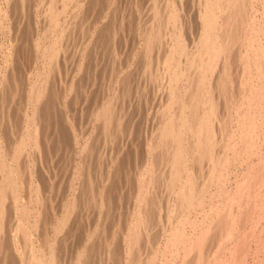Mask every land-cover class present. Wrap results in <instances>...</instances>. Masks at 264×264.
Segmentation results:
<instances>
[{
	"label": "bare ground",
	"instance_id": "6f19581e",
	"mask_svg": "<svg viewBox=\"0 0 264 264\" xmlns=\"http://www.w3.org/2000/svg\"><path fill=\"white\" fill-rule=\"evenodd\" d=\"M118 1L120 2V0ZM43 2L44 4L41 5V7L43 6L42 18L44 23L42 24L43 29L41 32L44 36L43 40L41 37L39 38V36L36 38V52L40 53L41 70H39V74L36 70V77L34 75L35 78L33 77V81L30 82V93L26 100L29 103V106L27 105L28 107L23 113L26 122H24L26 129L24 128L25 131L20 134L21 136L18 135V139L14 140L12 145L8 144L7 139L5 140L2 137L5 132H2L3 129L1 130V128H3V126L5 127V125L1 127L2 120L0 119V264H16L15 262H17V264H66V254L64 253V250L66 249L65 245L68 238L66 239L65 235L67 233L73 235L75 231V226H67L71 224L69 223L71 219L73 221L74 218L72 217H75L73 214H75L74 211L76 212V207L79 206L78 200L81 196L75 194L71 196L68 201H65L64 208L61 206L63 208L62 213L55 218L56 222L53 224V218L51 220L47 219V214L50 210L47 206L48 201H45L47 200V193H49L50 186L43 184L46 180L39 179L37 176L40 171L36 175L35 171L32 170L35 163L32 162L33 160L31 159V161L29 157L27 158L24 151H21L27 146L31 147L29 149H32V154L36 153L37 157L40 158V148L42 149L43 146L46 147L47 145H44L45 143L42 144L41 141L44 138L43 135L49 134H44V128L47 124L46 118L49 117L46 113H48L49 110L47 109L46 112V108H44L41 112L45 111L46 115H40V113L38 114V106H42L43 104L39 105L41 98L45 97L47 100L48 97H50L47 95L49 93L47 90V84L49 82L48 79H50L48 78V74L50 73L51 75L52 72L50 71L53 67H56L58 56L61 57L64 55V53L61 52L62 55L60 53L61 49L63 50V48H61L63 45L61 46L60 43L62 40L66 41L63 37L65 31L67 32V28L69 27L67 24L65 30L62 26L63 22L60 24V15L65 12L66 9L71 8L72 14L78 18L79 15L84 12L83 10H85L82 7H85L86 5V2H81V0H46ZM92 2L97 1L93 0ZM194 2L195 7H197L195 13L198 25L195 27L196 30L192 29L195 31L194 34L192 31V33L189 32L191 26L188 28L190 21L187 19L190 15L185 11L188 8V4H191L190 0H152L151 7L149 6L150 19L148 20V27L140 32V36L142 37L141 42H143L141 47H143L142 50L146 59L143 58L144 60H147V63L146 61H144V63L142 61L141 64H144L142 68L143 71H141V68L139 71L142 72L141 76L146 75L148 81L152 77V75L150 77L151 73H153V77H156L155 81H160L158 84L156 83L158 86L161 84L162 87L161 94L157 91L159 93L158 98H164L165 102L164 104L160 103L163 105H161V108L159 107L160 110H155L161 112L160 114L158 113V118L160 115L159 121L156 124L153 121L154 123L152 125H155L153 128H151V124L149 125L151 128L149 132L150 136L145 143L146 149L145 151L143 150L146 154H143V156L141 155V157H144V155L145 157L142 159V164L138 170L136 169L138 172L136 178L137 187H135L136 193L133 192L136 195H134L135 198L131 212H129L124 219L125 223H122L120 219H113V229H111L110 226L109 229H106L107 232H105L108 235L104 236L103 244L100 243L102 240V237L100 238L101 240L99 239L100 235L97 237L100 244H98L96 241L97 239L94 238V236H86L81 244H79V248L71 254L72 257L74 256L73 258L75 259L76 264H94L92 256H94L93 251L97 249V247H94L95 245L100 246L101 244L103 245V250L100 249L101 251H98V255H100L99 257L102 259L103 264H264V0H194ZM115 3L116 1L114 4ZM135 4L133 3V5ZM125 6L127 5L125 4ZM23 8H25L24 5ZM124 8V10H126V7ZM97 9L98 8L95 7L96 11ZM93 10L94 9H92V13L95 14V11L93 12ZM122 11L123 8L121 12H119L120 16H123L124 14ZM14 12V0H0V55H2L0 57V62L2 63H0V90H5L4 88L6 87L9 88L10 84H13L15 87V81L19 80L16 79L17 77L14 75L17 74L15 70V59L18 57L16 56L17 58H14L15 55H13L12 50L9 48L8 44H5L12 43L11 41L14 42L16 39H14V37H9V41H5V37H7L5 29L9 26L12 28L10 22L14 18L12 16ZM100 12L102 11L100 10ZM25 13H27V11ZM115 13L116 12H114V15L111 13L113 15L112 17L115 16ZM77 14L79 15L77 16ZM103 14L104 16L106 15L105 13ZM88 15L87 19H89ZM124 15L127 14L125 13ZM116 16H118V14H116ZM67 17L69 20V16L64 18L67 19ZM124 17L125 16H123V18ZM71 18L70 20L73 19ZM77 18L76 20L80 19V17ZM187 21L188 23H186ZM80 22L82 21L80 20ZM86 22L84 23L86 24ZM123 22L124 19L122 23ZM87 23L90 25L89 22ZM122 23L120 22L116 27L120 28V25H123ZM110 25H112V23ZM194 25H196V23ZM114 30H116L115 27H113L112 32H115ZM72 31L70 35L73 38ZM86 32H89L90 34L93 33L92 29L91 31L88 29ZM69 33L70 32L68 31L67 34ZM85 33L83 32V34ZM125 33H127V31ZM186 33H189L191 36L188 38ZM74 34L75 33H73V35ZM99 34L101 35L102 33ZM13 35L14 34H12V36ZM90 36L91 35H89V38ZM26 40L28 39L26 38ZM76 40L81 42V39ZM74 41L75 39H73V42ZM83 43L85 44V42ZM232 49L235 50V52L233 51V55ZM88 52L90 51L88 50ZM73 53L76 54L77 52ZM74 58L77 59V56H74ZM61 59L65 60L62 57ZM72 60L73 57L68 63L71 64L75 59ZM92 60L94 59L92 58ZM36 62L37 60L35 59V63ZM13 63L15 64L14 67ZM79 67L80 65L78 68ZM55 72H57V70ZM31 74L32 71H30L28 76ZM106 75H104V77H106ZM119 79L122 81L123 78ZM114 81L118 82V79ZM155 81L153 80V83ZM74 83L79 84L78 79ZM125 84L128 83L125 82ZM80 85L81 83L75 87H79ZM72 86L73 82L68 86L70 93H72L71 90L74 87ZM81 86H83V84ZM111 87L112 86H109L108 88L111 89ZM146 87L145 89H147ZM35 88L36 91L34 92ZM108 88L107 90H109ZM11 89L13 88L11 87ZM156 90L158 89L156 88ZM156 90H153V95ZM69 91L67 90L65 92ZM4 93H2V95H4ZM106 96H108V94L105 95L102 102L99 100L101 102L100 105L96 108L94 107L95 109L92 113V115L95 114L93 120L99 121L98 124L100 125L98 126H101L103 133H101V135H104L103 141H106L104 140L105 136L108 138L111 137L109 132L114 123L112 120L116 121L115 125L118 127L127 114L125 112L123 113L119 106H116L120 97L117 99L118 96L115 98L112 95L113 100H111V96L108 98H106ZM154 96L156 97V95ZM127 102L131 105L130 101ZM50 105L51 104L48 106ZM122 105L123 104L121 103L120 106ZM133 105H131V107ZM157 105L155 107H157ZM128 107L130 106L128 105ZM0 111L1 113L4 112V107L2 105L0 106ZM115 111H117V113ZM3 115L4 114L0 116ZM14 115L12 113V116ZM48 120L50 121V119ZM49 121L48 123H50ZM132 124L133 121H131L130 126H132ZM48 125L50 124L46 125L47 128ZM55 127L57 128V126ZM117 127L115 129H117ZM70 128L74 127H69V129ZM94 129L96 128L94 127ZM9 133L8 135L11 134ZM71 133L75 132L72 130ZM111 133H114V131L112 130ZM93 134L94 133H92V135ZM72 135L76 145L78 139L74 134ZM113 136L115 135L113 134L112 137ZM54 137L53 139H55ZM80 137L82 138V136ZM84 137L83 140L81 139L83 142L80 143L79 141L78 143L80 145L79 151L83 152V154H81L83 158L86 157L84 160L89 161V164H91L90 160L92 159H90V157L93 158L91 153L95 148L93 144H96V142L92 143V141H88V138L86 139V137L84 140ZM137 138L138 137H136V139ZM89 143H92V146ZM136 144L135 147H133L137 150L138 147ZM5 145H8L11 150L6 151L7 147ZM96 145L99 146V144ZM107 145H111V143ZM114 145L119 146L116 142ZM128 147L125 148L127 149ZM134 148L133 151L137 154V151H135ZM21 152L24 154V159L20 157L23 161H20V158L18 157L19 155H22ZM83 158L80 159L84 161ZM137 160H140V156ZM137 163H139V161H137ZM89 164H87V167L83 166V168L86 167V169H88ZM136 164L134 165L135 168ZM79 167L81 168V166ZM136 171L135 174L137 173ZM77 173L75 175H77ZM125 173L127 172L125 171ZM23 174L27 175V183L25 181V185L22 180L24 177L21 176ZM78 175L80 176V174ZM88 176H90V174L87 175V182L90 183L92 182V178L89 179ZM102 176L100 175V177ZM100 177L98 178V182L96 181L97 183L93 181V187H95L97 194L94 192L96 199L94 198L95 196L92 195L94 199L91 200L94 201V203L96 201L97 206L103 208L106 199L111 198L109 191H112L113 189L115 190V188H111L110 190L105 186L104 189V185L107 183L109 177ZM110 177L112 178V176ZM104 178L105 180H103ZM115 178H117L116 175ZM71 182L72 181L70 180V183ZM95 184L98 185L96 186ZM158 187L161 191L158 190ZM156 189L162 193L157 194L156 192L158 191H155ZM84 194L86 195V193ZM161 199L164 201L166 199L165 203H162V205L165 206L164 215L166 222L164 225L162 224L163 226L159 225L156 230V226H153L156 222L154 215L155 213L160 214L159 211L163 209H161ZM83 207L87 206L83 205ZM89 207L91 208L92 206ZM85 212L86 211L84 210V213ZM102 214L103 213L99 214V216ZM113 216L111 215L110 217ZM104 218H106V216ZM92 225L93 224H91V226ZM99 228L100 227L97 229ZM118 230H120V236H117L114 232ZM103 232L104 231L102 230V234ZM84 233L86 234V231ZM70 243H72V241ZM75 245L76 244L73 246ZM12 248L14 250V252H12L15 255L13 258H11V253H9V249L12 250ZM71 255H69L70 257H68V259L71 258ZM100 260H98V263Z\"/></svg>",
	"mask_w": 264,
	"mask_h": 264
},
{
	"label": "rangeland",
	"instance_id": "374dc122",
	"mask_svg": "<svg viewBox=\"0 0 264 264\" xmlns=\"http://www.w3.org/2000/svg\"><path fill=\"white\" fill-rule=\"evenodd\" d=\"M43 1L46 0H14V5H15V12L12 14V16L14 17L10 24H12V28H10V26L8 28H6L5 33L6 36L5 37V41L8 42L9 41V37H14V42L11 41L12 43H5L8 44L9 48L12 50L13 55H15L14 58L16 60V66H15V70L17 74H14L15 77H17L15 82V87L13 84H10L9 88L6 87L4 88L5 90H0V104L4 107V112L1 113L0 111V115L4 114L3 116H0V119L2 120V125H5V127L3 126V128H1L2 132H5V134L2 136L5 140L7 139L8 144L12 145L13 141L18 139V135H20L21 133H23L25 131V117H24V112L26 111V108L29 106V103L26 101L29 97V87H30V82L33 81V79L36 77L35 74H39L41 70V60H40V53L36 52V38L39 36V38L41 37V39L43 40V34H42V29L43 26L42 24L43 22V16H42V7L41 5L44 4ZM86 2L85 7L83 6L82 8H84L85 10H83L80 15H84V16H80L79 14H77V16L79 15L80 19H78L74 14H72V10L71 8L66 9L65 12H63L60 16V24H62V26L65 28L68 24L67 30L70 32L69 34L68 31L64 33V37L62 40V42L60 43V45L62 46L61 48H63V50L61 49L60 53H64V55H62L61 53V57L65 60H62L61 57L58 56L57 58V65L56 67H53V69L50 71L52 72V74L50 75V73L48 74V84H47V90L48 93L47 95L50 96L48 97V99L46 100V98H41L39 105L42 104V106H38V114L40 113V115H44L45 111L47 112V109L49 110L48 113H46L47 115H49V117L46 118L48 128L45 125L44 128V134L49 133L48 135H43V139H42V144L46 145V147H42V149L40 148V158L37 157L36 153H33V151H31L32 149H29L31 147H25L23 150L24 154L27 155V158L29 157L30 160L32 162H34L35 164L33 165V169L35 171V174L37 175L40 171V173L37 175L39 177V179H43L45 182L43 184H46V186H50V190L49 193H47V200L48 201V209L50 210L47 214V219L51 220L53 218V224H55V218L60 215V213H62V210L64 208V204L66 203L65 201H68L71 196L77 194V195H81L80 199L78 200L79 202V206H77L75 209L76 212L74 211L75 214H73L72 217L74 218L73 221L71 219V221L69 223H71L69 226L67 227H74L75 226V231L73 233V235H71L70 233H67L65 238L67 239L66 241V249L64 250L65 255V261L66 264H76L75 263V259L72 257L71 254H73V252L78 249L79 244H81L82 240L85 239V237H91L94 236V238L97 239V237H99V239L102 237V240L100 243L103 244V239L106 234V229H109V226L111 229H113V224H112V220L114 219H120L122 221V223L124 222V219L126 218V215L131 212V208L134 202V198L136 194V182H137V174L138 172L136 171V169L138 170V168L140 167V165L142 164L141 161L142 159H144V157H141V155L143 156V154H146L145 151V143L148 141L149 139V132L150 129L153 128L154 126L152 125L154 122L155 124L159 121L158 118V113L160 114L161 112L159 111H155L158 110L159 107L161 108L160 103L165 102V99H159L158 98V92H160L161 94V84L156 85V83L158 84L160 81H155L156 77H153V73L150 74V77L152 75V77L150 78V82L147 80L146 75L141 76V71H143V66L144 64H141L142 61L144 63L145 55L143 54V50L141 47V44L143 42H141L142 37L140 36V32L148 27V20L150 19V7L152 4V0L150 2V0H120V2L124 3H120L118 0H96L97 2H92L93 0H81ZM95 1V0H94ZM116 1V3L114 4V2ZM159 1V0H158ZM99 2V3H98ZM103 2V3H100ZM107 2V3H106ZM119 2V5H118ZM137 2V3H136ZM150 4H149V3ZM23 3V4H22ZM26 3V5H25ZM90 3V5H89ZM95 3V4H93ZM98 6H97V4ZM133 3L135 5H133ZM139 3V4H138ZM191 4H188V8L185 10L187 13H189L190 17L188 16V21H190V23L187 25L188 28H190L189 32L193 34L195 33L194 30L197 25V17H196V10L197 7H195V2L194 0H190ZM28 4V6H27ZM112 4V5H111ZM125 4L127 6H125ZM129 4V5H128ZM20 5V6H19ZM23 5L25 8H23ZM95 5V6H94ZM109 5V7H108ZM122 7H121V6ZM88 6V7H87ZM107 6V7H106ZM150 6V7H149ZM192 6V7H190ZM20 7V8H19ZM90 7V8H89ZM95 7L98 8L97 11L95 10ZM117 9H116V8ZM119 7V8H118ZM121 7V8H120ZM126 7V10H124ZM135 7V8H134ZM23 8V10H22ZM88 8V11H87ZM104 8V9H103ZM123 8L122 13H126L127 15L123 18V16H120L119 12H121ZM92 9L93 12L95 11V14L92 13ZM103 9V10H102ZM107 9V10H106ZM109 9V11H108ZM111 9V11H110ZM116 9V10H115ZM196 9V10H195ZM100 10L105 13L106 15L104 16V14L102 12H100ZM115 10V11H114ZM18 11V12H17ZM22 11V12H21ZM27 11V13H25ZM69 11V12H68ZM71 11V12H70ZM100 12V14H99ZM108 12V13H107ZM115 13V16L112 17ZM89 13V15H88ZM92 16H91V14ZM113 15H112V14ZM15 14V15H14ZM21 14V15H20ZM28 14V15H27ZM72 16H71V15ZM94 14V15H93ZM108 14V16H107ZM111 14V15H110ZM116 14H118V16H116ZM65 15V16H64ZM86 15V16H85ZM87 15L88 18L87 19ZM98 15V16H97ZM101 17H100V16ZM122 15V14H121ZM129 15V16H128ZM194 15V16H193ZM66 16H69V20L68 17L67 19ZM75 16V18H74ZM96 16V17H95ZM65 17V18H64ZM73 19H72V18ZM83 17V19H82ZM85 17V18H84ZM93 19H92V18ZM105 17V18H104ZM110 17V18H108ZM121 17V18H119ZM128 17V18H127ZM16 18V19H15ZM70 18L72 20H70ZM76 18L78 20H76ZM97 18V19H96ZM102 18V19H101ZM107 18V19H106ZM119 18V19H117ZM192 18V19H191ZM195 20H194V19ZM76 21H75V20ZM86 19V20H85ZM105 21H104V20ZM117 19V22H116ZM124 19V22L122 23V21ZM17 20V21H15ZM63 20V21H62ZM65 20V21H64ZM67 20V23H66ZM74 20V23H73ZM80 20L83 22H80ZM89 20V21H87ZM98 20V21H97ZM110 23H109V21ZM120 20V21H118ZM192 20V22H191ZM14 21V22H13ZM21 21V22H20ZM90 23V25L87 22ZM102 21V22H101ZM104 21V22H103ZM188 21L186 23H188ZM24 22V23H23ZM84 22H86V25ZM92 22V23H91ZM98 22V23H97ZM100 22V23H99ZM116 22V23H115ZM122 23L123 25H120L121 27H116L119 25V23ZM112 23V25H110ZM196 23V25H194ZM18 24V25H17ZM66 24V25H65ZM73 24V25H72ZM79 24V25H78ZM81 24V25H80ZM95 24V25H93ZM115 24V25H113ZM117 24V25H116ZM191 24V25H190ZM193 24V25H192ZM72 25V26H71ZM92 25V26H91ZM71 26V27H70ZM83 26V27H82ZM86 26V27H85ZM100 26V27H99ZM193 26V28H192ZM15 27V28H14ZM113 30V27H115V29L118 30H114L115 32H112L111 28ZM123 27V28H122ZM73 28V29H72ZM84 28V29H83ZM98 28V29H97ZM110 28V29H109ZM25 29V30H24ZM86 29V30H85ZM89 29V31H93L92 34H90L89 32H86ZM105 29V30H104ZM120 29V30H119ZM194 29V30H192ZM11 30V31H10ZM66 30V28H65ZM72 31V36L71 37V31ZM85 34H83V32ZM96 30V31H95ZM123 30V31H122ZM127 31V33H125ZM192 31V32H191ZM14 32V33H13ZM77 32V33H76ZM79 32V33H78ZM73 33H75L73 35ZM82 33V35H81ZM97 33V34H96ZM99 33H102L101 35ZM10 34V35H9ZM12 34H14L12 36ZM78 34V36H77ZM80 34V35H79ZM118 34V35H117ZM121 34V35H120ZM187 37L189 38V36H191L189 33H186ZM185 34V35H186ZM192 34V35H193ZM24 35V36H23ZM87 35V36H86ZM89 35L90 38H89ZM18 36V37H17ZM67 36V38H66ZM77 36V37H76ZM98 36V37H96ZM113 36V37H112ZM115 36V37H114ZM119 36V37H118ZM125 36V38H124ZM25 37V38H24ZM70 39H69V38ZM85 39H84V38ZM88 37V38H87ZM26 38L28 40H26ZM98 38V39H97ZM123 38V39H121ZM25 39V40H24ZM73 39H75V41L73 42ZM76 39H81V42ZM83 39V41H82ZM112 41H111V40ZM20 40V41H19ZM45 40V39H44ZM85 40V41H84ZM115 40V41H114ZM20 43H19V42ZM25 41V42H24ZM65 41V42H64ZM17 42V43H15ZM28 42V43H27ZM42 42V41H41ZM85 42V44L83 43ZM15 43V44H14ZM43 43V42H42ZM113 43V44H112ZM11 44V45H10ZM84 44V45H83ZM85 46V47H84ZM13 47V48H12ZM82 47V49H81ZM84 47V48H83ZM113 47V48H112ZM20 51H19V49ZM140 48V50H139ZM14 49V50H13ZM236 49V48H234ZM232 49V55L235 52V50ZM80 50V51H79ZM83 50V51H82ZM88 50L90 52H88ZM93 50V51H92ZM17 51V52H15ZM117 51V52H116ZM132 51V52H131ZM134 51V52H133ZM138 51V52H137ZM234 51V52H233ZM40 52V51H39ZM73 52H77L76 54ZM112 52V53H111ZM120 52V53H119ZM142 52V53H141ZM16 53V54H14ZM81 53V54H80ZM116 53V54H115ZM133 55H132V54ZM1 54V51H0ZM27 54V55H26ZM79 54V55H78ZM90 56H89V55ZM123 54V55H122ZM128 54V55H127ZM73 55V56H71ZM92 55V56H91ZM119 55V56H118ZM2 55H0L1 57ZM17 56V57H16ZM64 56V57H63ZM74 56H77V59L74 58ZM79 56V57H78ZM138 56V57H137ZM73 57V60L75 61H71L72 63H68ZM82 57V58H80ZM84 57V59H83ZM115 57V58H114ZM120 57V58H119ZM144 57V58H143ZM92 58L94 60H92ZM136 58V61H135ZM19 59V60H18ZM35 59L37 60V62L35 63ZM70 59V60H69ZM83 59V60H81ZM97 59V60H96ZM120 59V60H119ZM143 59V60H142ZM146 59V58H145ZM18 60V62H17ZM40 60V61H39ZM77 60V61H76ZM91 60V61H90ZM96 60V61H95ZM115 62H113V61ZM95 63H94V62ZM119 61V62H118ZM127 61V62H126ZM63 62V63H62ZM113 62V63H112ZM136 64H135V63ZM1 63V62H0ZM31 63V64H30ZM34 63V64H33ZM75 65H74V64ZM80 63V64H79ZM100 63V64H99ZM104 63V64H103ZM131 65H130V64ZM139 63V64H138ZM145 63V65H146ZM2 64V63H1ZM5 64V62H4ZM82 64V65H81ZM98 64V65H97ZM111 64V65H110ZM115 64V65H113ZM133 64V65H132ZM8 65V63H7ZM14 63H13V67H14ZM80 65V69L78 68V66ZM92 65V66H91ZM100 65V66H99ZM110 65V66H109ZM120 65V66H119ZM131 67H130V66ZM140 65V66H139ZM142 65V66H141ZM60 66V67H59ZM62 66V67H61ZM66 66V67H64ZM75 66V67H74ZM77 66V67H76ZM94 66V67H93ZM96 66V67H95ZM108 66V67H107ZM113 66V67H112ZM118 66V67H117ZM127 66V67H126ZM133 66V67H132ZM9 67V66H8ZM132 69H130V68ZM32 68V69H31ZM64 68V69H63ZM77 68V70H76ZM102 68V69H101ZM112 68V69H111ZM123 68V69H122ZM139 68V69H138ZM140 68L142 69L141 71ZM74 69V70H73ZM87 69V70H86ZM95 69V71H94ZM113 71H111V70ZM128 69V70H127ZM134 69V70H133ZM152 69V68H151ZM32 71V74L28 76V74L30 73V71ZM38 72H37V71ZM57 70V72H55ZM61 72H60V71ZM64 70V71H63ZM132 70V71H130ZM29 71V72H28ZM35 73H34V72ZM59 71V72H58ZM107 71V72H106ZM117 71V72H115ZM127 71V72H126ZM131 73H129V72ZM134 71V72H133ZM147 71V70H146ZM37 72V73H36ZM93 72V73H92ZM97 72V73H96ZM123 72V73H122ZM15 73V72H14ZM54 73V74H53ZM59 73V74H58ZM101 73V74H100ZM121 73V75H120ZM127 73V74H126ZM92 74V75H91ZM106 75V77H104V75ZM118 74V75H116ZM135 74V75H133ZM18 75V76H17ZM35 75V77H34ZM59 75V76H58ZM129 75V76H128ZM132 75V76H131ZM32 76V77H31ZM50 76V77H49ZM53 76V77H52ZM100 76V77H99ZM110 76V77H108ZM118 76V77H117ZM14 77V78H15ZM20 77V78H19ZM34 77V78H33ZM56 77V78H55ZM69 77V78H68ZM103 77V80H102ZM112 77V78H111ZM117 77V78H116ZM139 77V78H138ZM145 77V78H144ZM38 78V76H37ZM64 78V79H62ZM110 80H109V79ZM119 78H123L122 81ZM154 78V79H153ZM45 79V78H44ZM60 79V80H59ZM71 79V81H70ZM73 79V80H72ZM75 79V80H74ZM79 81V84L81 83V85L83 84V86H79V87H75L78 86L79 84H75V81ZM84 79V80H83ZM97 79V80H96ZM118 79L117 81H114ZM132 79V80H131ZM29 80V81H28ZM54 80V81H53ZM81 80V82H80ZM94 80V81H93ZM106 80V81H105ZM108 80V81H107ZM126 80V81H125ZM153 80L155 81L153 83ZM159 80V79H158ZM99 81V82H98ZM102 81V82H101ZM112 81V82H111ZM130 81V82H129ZM138 81V82H137ZM54 82V83H53ZM73 82V88H72V93H70L68 86L69 84ZM96 82V83H95ZM114 82V83H113ZM128 83V84H125ZM141 82V85H140ZM152 82V83H151ZM22 83V84H21ZM101 83V84H100ZM150 83V84H149ZM21 84V85H20ZM63 84V85H61ZM75 84V85H74ZM88 84V85H87ZM111 84V85H110ZM115 84V85H114ZM120 86H119V85ZM122 84V85H121ZM154 84V85H153ZM13 85V86H11ZM60 85V86H59ZM66 85V86H65ZM144 85V86H143ZM149 85V88H148ZM55 86V87H54ZM109 86H112L111 89L108 88ZM122 86V87H121ZM133 86V87H132ZM140 86V87H139ZM147 86V87H146ZM153 86V87H152ZM158 90H156V88ZM159 88H158V87ZM11 87L13 89H11ZM61 87V88H60ZM67 87V88H66ZM89 87V88H88ZM145 87L147 89H145ZM15 88V90H14ZM49 88V89H48ZM63 88V89H62ZM65 88V90H64ZM76 88V89H75ZM86 88V89H85ZM88 88V89H87ZM107 88L109 90H107ZM114 90H113V89ZM119 88V89H118ZM121 88V89H120ZM130 88V89H127ZM136 88V91H135ZM138 88V90H137ZM155 88V89H154ZM8 89V90H7ZM28 89V90H27ZM103 89V90H102ZM124 89V90H123ZM156 90L155 94L156 97L153 95L154 91ZM60 90V91H59ZM69 91V92H65V91ZM75 90V92H74ZM80 90V91H79ZM88 90V91H87ZM112 90V91H111ZM145 90V91H144ZM153 92H152V91ZM160 90V91H159ZM6 93H4V92ZM36 91V88L34 89V92ZM85 91V92H84ZM100 91V92H99ZM131 91V92H130ZM158 91V92H157ZM108 92V93H107ZM121 92V94H120ZM136 92V93H135ZM144 92V93H143ZM2 93H4V95H2ZM70 93V94H69ZM74 93V94H73ZM84 93V94H83ZM98 93V94H97ZM58 94V95H57ZM62 94V95H61ZM102 94V95H101ZM106 98L111 96V100L112 99V95L113 97L116 98V96H118L117 99V107L119 106L122 109V112L127 113L124 117V119L122 120L121 124L117 127L115 125L116 121L112 120L113 123V127L110 129V135L108 138L107 136L104 137L103 141V136L101 135L102 130H101V126L99 127L98 124L99 121H94V115H92L94 109L100 105V103L102 102V99L105 98V95H107ZM120 94V95H119ZM142 94V95H141ZM150 94V95H149ZM11 95V96H10ZM28 95V96H26ZM86 95V96H85ZM95 95V96H94ZM104 95V96H103ZM128 95V96H127ZM60 96V97H59ZM84 96V97H83ZM98 96V97H97ZM140 96V97H139ZM18 97V98H17ZM57 97V98H55ZM88 97V98H87ZM164 97V96H162ZM3 100H2V99ZM26 98V99H25ZM64 98V99H63ZM83 98V100H82ZM131 98V99H130ZM21 99V101H20ZM45 99V100H44ZM56 99V100H55ZM60 99V100H59ZM156 99V100H155ZM159 99V100H158ZM42 100V101H41ZM101 102H100V101ZM106 100V99H105ZM10 101V102H9ZM55 101V102H54ZM75 101V102H74ZM95 101V102H94ZM127 101L131 102V105H133L131 107L130 103H128ZM134 101V102H132ZM139 101V102H138ZM155 101V102H154ZM158 101V102H157ZM160 101V102H159ZM5 102V103H3ZM55 104H54V103ZM58 102V104H57ZM152 102V103H151ZM27 103V104H26ZM47 103V104H46ZM119 103V104H118ZM121 103L123 104L122 106ZM128 103V104H127ZM133 103V104H132ZM46 104V105H45ZM49 104H51L50 106H48ZM71 104V105H70ZM79 104V105H78ZM82 104V106H81ZM93 104V105H92ZM158 104V105H157ZM160 104V105H159ZM0 105V106H1ZM21 105V106H20ZM28 105V106H27ZM53 105V106H52ZM73 105V107H72ZM75 105V106H74ZM78 105V106H77ZM128 105L131 107H128ZM157 105V107H155ZM44 106V107H43ZM64 106V107H63ZM80 106V107H79ZM93 106V108H92ZM126 106V107H125ZM139 106V107H138ZM163 106V105H162ZM19 107V108H18ZM25 109H24V108ZM42 107V108H41ZM56 109L54 110L53 109ZM95 107V108H94ZM16 108V109H15ZM44 112H41L42 110H44ZM129 108V109H128ZM9 109V110H8ZM52 109V110H51ZM62 109V110H61ZM68 109V110H67ZM80 109V110H79ZM7 110V111H5ZM72 110V111H71ZM79 110V111H77ZM87 110V111H86ZM160 110V109H159ZM10 113H9V112ZM72 114H70L69 112ZM89 111V113H88ZM155 111V112H154ZM52 112V113H51ZM75 112V113H74ZM86 112V113H85ZM117 113V111H115ZM157 112V113H156ZM12 113L14 116H12ZM157 115H156V114ZM8 114V115H7ZM18 114V115H17ZM45 114V115H46ZM55 117H53L52 116ZM56 114V115H55ZM65 114V115H64ZM74 114V115H73ZM7 115V116H6ZM51 115V116H50ZM64 115V117H63ZM88 115V116H87ZM154 115V116H153ZM157 117H156V116ZM66 116V117H65ZM78 116V117H77ZM132 116V117H131ZM2 117V118H1ZM8 117V118H7ZM80 117V118H79ZM85 117V118H84ZM157 119H156V118ZM59 118V121H58ZM69 118V119H68ZM71 118V120H70ZM127 118V119H126ZM130 120H129V119ZM134 118V119H133ZM7 119V120H6ZM50 119V121L48 120ZM56 119V120H55ZM74 119V120H73ZM82 119V120H80ZM10 120V121H9ZM55 120V122H54ZM78 120V121H77ZM152 120V121H151ZM48 121L50 123H48ZM64 121V122H63ZM72 121V122H71ZM126 121V122H125ZM131 121H133L132 126L131 125ZM154 121V122H153ZM5 122V123H4ZM78 124H76V123ZM92 122V123H91ZM4 123V124H3ZM26 123V122H25ZM69 123V124H68ZM74 123V124H73ZM10 126H9V125ZM73 124V125H72ZM76 124V125H75ZM97 124V125H96ZM151 124V125H150ZM151 128H150V126ZM57 126V128L55 127ZM97 126V127H96ZM69 127H74V128H70ZM94 127L96 129H94ZM117 127V129H115ZM120 127V128H119ZM130 127V128H127ZM132 127V128H131ZM5 128V131H4ZM25 128V129H24ZM56 128V129H55ZM68 128V129H67ZM78 128V129H76ZM137 128V129H135ZM17 129V130H16ZM54 129V130H53ZM66 129V130H65ZM139 129V130H138ZM12 130V131H11ZM16 130V131H15ZM21 130V131H20ZM45 130H49V131H45ZM53 130V132H52ZM73 130V132L75 133H71ZM75 130V131H74ZM79 130V131H78ZM114 131V133H111V131ZM19 131V132H18ZM77 131V132H76ZM126 133H124V132ZM129 131V133H128ZM139 131V133H138ZM141 131V132H140ZM147 133H146V132ZM11 134H10V133ZM82 134H80V133ZM88 132V133H87ZM117 132V133H115ZM8 133L10 135H8ZM92 133H94L92 135ZM99 133V134H97ZM128 133V134H127ZM131 133V134H130ZM61 134V136H60ZM77 137L78 142L75 145V141L73 139V135ZM76 134V135H75ZM86 134V136H85ZM97 134V135H96ZM103 134V133H102ZM115 135L112 137V135ZM119 134V135H118ZM121 134V135H120ZM137 134V135H136ZM58 135V136H57ZM78 135V136H77ZM86 137V139L88 138V141H92V143L99 144H93L94 148L92 150L91 155L93 156L90 157V162L91 164H89V161H85L81 154H83V152L79 151L80 145L78 144L79 141L80 143L83 142V137ZM91 139H90V137ZM95 135V136H94ZM7 136V137H5ZM17 136V137H16ZM21 136V135H20ZM19 136V137H20ZM47 136V137H46ZM49 136V137H48ZM51 136V137H50ZM55 136V137H54ZM82 136V138L80 137ZM138 137L136 139V137ZM16 137V138H15ZM53 137L55 139H53ZM79 137V138H78ZM84 137V140H85ZM96 137V138H95ZM129 137V138H128ZM133 140H132V138ZM11 140H9V139ZM47 138V139H46ZM49 138V139H48ZM116 138V139H115ZM128 138V139H127ZM143 138V140H142ZM148 138V139H147ZM53 139V140H52ZM82 139V140H81ZM108 139V140H107ZM115 141H113V140ZM69 140V141H68ZM133 142H132V141ZM136 140V141H135ZM47 141V142H45ZM49 141V142H48ZM130 141V142H129ZM142 141V142H141ZM10 142V143H9ZM102 142V143H101ZM106 142V143H105ZM113 142V143H112ZM116 142L117 145H114ZM52 143V144H51ZM92 143H89L90 145ZM105 143V144H103ZM111 145H107L110 144ZM125 143V144H124ZM138 143V144H136ZM51 144V145H50ZM59 144V145H58ZM135 144L137 145V150L134 148ZM62 145V146H61ZM105 145V146H103ZM124 145V146H123ZM140 145V146H139ZM7 147V150H11V148H9L8 145H5ZM42 146V145H41ZM92 146V145H91ZM103 146V147H102ZM130 148H129V147ZM134 146V147H133ZM99 147V148H97ZM112 147V150H111ZM124 147V148H123ZM125 147H128L127 149ZM141 147V148H140ZM101 148V149H100ZM133 148L135 151H137V154L134 153ZM148 148V147H147ZM50 149V150H49ZM26 150V151H25ZM100 150V153H99ZM105 150V151H104ZM109 150V151H108ZM144 150V151H143ZM45 151V152H44ZM94 151V153H93ZM117 151V152H116ZM123 151V152H122ZM143 151V153H142ZM26 152V153H25ZM78 152V153H77ZM89 152V151H88ZM87 152V153H88ZM112 152V153H110ZM22 155L20 156L19 154V158L22 157L24 159V154L23 152H21ZM103 153V154H102ZM127 153V154H126ZM30 154V156H29ZM48 154V155H47ZM100 154V155H99ZM116 154V156H115ZM90 155V153H89ZM88 155V157H89ZM98 155V157H97ZM110 157H109V156ZM122 155V156H121ZM126 155V158H125ZM131 155V156H130ZM135 155V156H134ZM140 156V160L139 156ZM49 156V157H48ZM45 157V158H44ZM87 157V158H88ZM100 157V158H99ZM122 157V158H121ZM136 157V158H135ZM138 157V158H137ZM20 158V161H23V159ZM36 158V160H35ZM83 158L84 161H82ZM125 158V159H124ZM129 158V159H128ZM131 158V159H130ZM46 159H47V163H46ZM52 159V160H51ZM97 159V160H96ZM113 162H112V160ZM119 159V160H118ZM38 160V162H37ZM42 163H41V161ZM44 160V161H43ZM81 160V162H80ZM89 160V159H88ZM96 160V161H94ZM110 160V162H109ZM118 160V161H117ZM121 160V161H120ZM136 160V161H135ZM37 164H36V162ZM78 161V162H77ZM103 161V162H102ZM125 163H123V162ZM137 161H139V163H137ZM45 162V164H44ZM93 162V163H92ZM118 162V163H117ZM81 163V164H79ZM137 163V164H136ZM40 164V165H39ZM85 164V165H84ZM88 165V169H86ZM123 164V165H122ZM126 166H125V165ZM128 164V165H127ZM136 164V168L135 165ZM139 164V165H138ZM37 165V166H35ZM81 166V168L79 166ZM104 165V166H103ZM107 165V166H106ZM113 165V168H112ZM83 166H86L83 168ZM99 166V167H98ZM125 166V167H124ZM49 167V168H48ZM91 167V168H90ZM94 167V169H93ZM108 167V168H107ZM35 168V169H34ZM80 168V169H79ZM97 168V170H96ZM110 168V169H109ZM119 168V169H117ZM126 168V169H125ZM40 169V170H39ZM82 169V170H81ZM102 169V170H99ZM107 169V170H106ZM109 169V170H108ZM132 169V170H131ZM49 170V171H48ZM78 170V171H76ZM90 170V171H89ZM37 171V172H36ZM74 171V172H73ZM81 171V172H79ZM86 171V173H85ZM102 171V172H101ZM125 171L127 173H125ZM131 171V172H130ZM135 171L137 172L135 174ZM44 172V173H43ZM52 172V173H51ZM78 172V173H77ZM83 172V173H82ZM99 172V173H98ZM122 172V173H121ZM134 174H133V173ZM27 173V172H26ZM77 173V175H75ZM83 175H82V174ZM90 174L89 179L92 178V182H87V175ZM119 173V174H118ZM124 173V174H123ZM42 174V175H40ZM46 174V175H45ZM80 174V176L78 175ZM86 174V176H85ZM102 177H100V175ZM108 174V175H107ZM117 176V178H115V175ZM123 174V175H122ZM133 174V175H132ZM28 175V173H27ZM27 175L23 174L21 176H23L24 178H22L23 183L25 185V181L27 183ZM50 175V176H49ZM105 175V176H104ZM84 176V177H81ZM112 176V178L110 177ZM130 176V177H129ZM133 176V177H132ZM103 178V177H109L107 183H105L104 185V189L105 186H107L108 189L111 190V188H115V190L113 189L112 191H109L111 198L110 199H106L107 204H103V208L97 206V202L92 201L94 198L96 199L95 193L96 189L95 187H93V181L95 183L98 182V178ZM120 177V178H119ZM50 178V179H49ZM84 178V179H83ZM95 178V179H94ZM105 178L103 180H105ZM114 178V179H113ZM75 179V180H74ZM116 179V180H115ZM119 179V180H118ZM136 179V181H135ZM50 180V181H49ZM70 180L72 181L70 183ZM101 180V179H100ZM121 180V181H120ZM82 181V182H81ZM84 181V183H83ZM91 181V180H89ZM97 181V182H96ZM77 182V183H76ZM82 184H81V183ZM117 184H116V183ZM70 183V184H69ZM87 183H89L88 185H86ZM125 183V184H124ZM128 183V184H127ZM92 184V185H91ZM101 184V183H99ZM119 184V185H118ZM96 186L98 184H95ZM94 185V186H95ZM80 186V187H79ZM83 188H82V187ZM90 186V187H89ZM122 186V187H121ZM53 187V188H52ZM74 187V188H73ZM95 189H93V188ZM71 188V189H70ZM73 188V189H72ZM82 188V189H81ZM92 188V190H91ZM53 190V192H52ZM56 190V191H55ZM73 190V191H72ZM75 190V191H74ZM80 190V191H79ZM119 190V191H118ZM158 190H160V188L158 187ZM157 189L155 191H158ZM78 191V192H77ZM86 191V192H85ZM92 191V192H91ZM161 191V190H160ZM156 192L157 194H161L162 192ZM76 192V193H75ZM80 192V193H79ZM113 192V193H112ZM118 192V193H117ZM120 192V193H119ZM122 192V193H121ZM134 192V193H133ZM160 192V193H159ZM51 193V194H50ZM86 193V195L84 194ZM90 193V196H89ZM94 193V194H93ZM97 194V192H96ZM121 194V195H120ZM84 195V196H83ZM95 196L94 198L92 197ZM119 195V196H118ZM114 196V197H113ZM69 197V198H68ZM91 197V198H90ZM49 198V199H48ZM51 198V199H50ZM74 198V197H73ZM113 198V199H112ZM133 198V199H132ZM92 199V200H91ZM52 200V201H51ZM62 200V201H61ZM83 200V201H82ZM87 202H86V201ZM120 201V202H119ZM166 201V199H165ZM165 201L163 199L160 200L161 202V209L159 211L160 214L155 213V218H156V222L155 225L156 226V230L158 229L159 225L163 226L166 222L165 219V206L162 205V203H165ZM81 202V203H80ZM84 202V203H83ZM88 204H86V203ZM53 203V205H52ZM87 206V207H83ZM60 206V207H59ZM63 206V208L61 207ZM89 206H92L91 208ZM52 207V208H51ZM83 207V208H82ZM160 207V206H159ZM81 208V209H80ZM86 208V209H85ZM101 210H100V209ZM52 209V210H51ZM87 212L84 213V210ZM89 209V210H88ZM60 210V211H59ZM97 211V213H96ZM89 212V213H88ZM100 212V213H99ZM103 213L102 215L99 216V214ZM106 215H105V214ZM108 213V214H107ZM12 214V213H11ZM118 217H117V215ZM85 215V216H84ZM113 217H110V216ZM121 215V216H119ZM159 215V216H158ZM161 215V216H160ZM164 215V217H163ZM53 216V217H52ZM99 216V217H98ZM106 216V218H104ZM86 217V218H85ZM92 217V218H91ZM98 217V219H97ZM120 217V218H119ZM163 217V218H162ZM110 218V219H109ZM81 221H80V220ZM85 219V221H84ZM83 220V221H82ZM152 220V218H151ZM84 222V224H83ZM92 222V223H91ZM106 222V223H105ZM161 222V223H160ZM74 223V224H73ZM76 223V225H75ZM97 223V224H96ZM112 225H111V224ZM160 223V224H159ZM80 224V225H79ZM83 224V225H82ZM91 224H93L91 226ZM107 224V225H106ZM163 224V225H162ZM85 225V226H84ZM80 226V227H79ZM82 226V227H81ZM160 226V227H161ZM71 227V228H72ZM98 227H100L99 229H97ZM107 227V228H106ZM54 228V227H53ZM122 228V227H121ZM124 228V226H123ZM86 229V230H85ZM110 229V230H111ZM117 229V228H116ZM89 230V231H88ZM102 230L104 231L102 234ZM86 231V234L84 233ZM100 231V233H99ZM106 231V232H105ZM96 232V233H94ZM115 234H117V236L120 234V230L118 231H114ZM88 233V234H87ZM90 233V234H89ZM94 235H92V234ZM105 233V234H104ZM71 238H70V237ZM80 236V237H79ZM84 236V237H83ZM120 236V235H119ZM75 237V239H74ZM80 239H79V238ZM93 238V239H94ZM106 238V237H105ZM71 239V240H70ZM74 239V240H73ZM78 240V243H77ZM72 241V243H70ZM97 242L99 241L98 239L96 240ZM106 241V240H105ZM104 241V242H105ZM68 242V243H67ZM96 242V244H97ZM98 242V244H100ZM74 244H76L75 246H73ZM100 246H96L94 248L97 247V249H93L95 251H93V255L92 256V260L94 261V264H101L102 263V259L99 257L100 255H98V251L103 250V245ZM68 246V247H67ZM76 247V248H75ZM69 248V249H68ZM74 248V249H73ZM101 249V250H100ZM71 250V251H70ZM13 248L12 250L9 249V253H11V258L15 257V255L13 254ZM66 251V252H65ZM68 251V252H67ZM71 252V253H70ZM75 254V253H74ZM68 255V256H67ZM69 255H71V258L68 259V257H70ZM67 256V257H66ZM102 257V256H101ZM100 260V262L98 263V260ZM70 261V262H69ZM72 261V262H71ZM17 264V262H15ZM10 264V263H9ZM103 264V263H102Z\"/></svg>",
	"mask_w": 264,
	"mask_h": 264
}]
</instances>
